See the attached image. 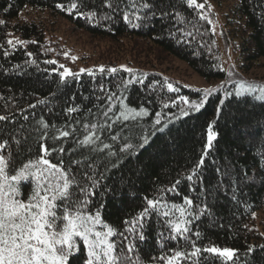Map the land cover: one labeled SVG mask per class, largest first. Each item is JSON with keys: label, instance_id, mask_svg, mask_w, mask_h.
<instances>
[{"label": "trees", "instance_id": "1", "mask_svg": "<svg viewBox=\"0 0 264 264\" xmlns=\"http://www.w3.org/2000/svg\"><path fill=\"white\" fill-rule=\"evenodd\" d=\"M209 1L222 11L226 37L228 41L232 40L240 53L241 68L248 71L258 66L264 60V0ZM104 3L105 0H83L82 4L78 3V8L85 15H80V11L70 9V0H0V21H3L0 23V115L9 118L0 121V137L7 139L11 135L18 136L38 128L36 120L43 117L55 126L65 123L74 126L75 134L82 139L86 133L81 123L85 118L95 121V117L88 116L85 110L96 112L95 104L105 103L104 100L95 99L97 95H103L99 86L113 87L121 78L125 81L131 78L123 67H115L118 69L115 74L107 71L101 73L96 68L72 73L74 76L62 80V70L55 52L45 39L44 23L20 19L21 12L26 8L48 11L52 17L65 19L91 37L113 44H120L121 41L131 42L132 46L134 42L148 44L156 50L155 60L161 59L158 55L172 56L206 81L227 80L228 74L220 62L211 22L214 12L209 5L197 9L195 6L188 7L185 0H168V4L175 7L169 8L172 15L166 20L155 21L154 27L145 25L133 28L123 21L119 12H111L103 6ZM59 4H64L68 10L57 7ZM89 12L97 13L95 19L86 18ZM109 13L113 18L104 19ZM9 40L13 43L9 44ZM104 68L112 67L107 65ZM131 69L137 76L146 79L143 85L131 86L128 103L143 104L149 115L140 119L138 124L129 122L126 127L113 125L111 131L122 138L127 137L134 145L141 143L142 135H147L148 143L143 148H137L131 157H125L116 168L110 166V171L106 173L108 179L104 183L111 192L107 194L101 209L102 219L123 230V221L143 210L146 203L144 197H163L162 202L169 206L172 203L182 204L185 195L198 202L196 196L200 188L196 192L190 191L191 182L186 177L204 150L206 128L211 123L218 138L214 141V151L205 159L201 187L217 181V167L228 169L231 180L224 176L223 171L220 172L222 189L214 191V199L211 200L213 218L210 220L202 216L190 227L201 233L196 241L198 246L212 245L237 252L232 260L211 255L204 260L203 255L208 254H202L201 264H264V226L258 227L256 223V214L264 206V183L240 182L243 172L264 176L260 171L264 167V159H260L264 152V101L255 99L260 92L246 94V98L238 97L235 93L239 84L233 81L213 91L200 111L192 112L180 97H187L190 103H199L204 99L203 90L172 82L155 69ZM89 72L93 75H89ZM165 78L179 91L169 92L164 84ZM40 101L45 103L41 104ZM164 103L169 105L168 108H164ZM72 106L77 107L78 112L70 116L66 108ZM182 108L189 110L190 114L181 115ZM157 112L161 113L162 123H167L162 132L154 131V128L160 127L155 125ZM24 116H28V120H24ZM74 117H78L81 123H77ZM21 125L25 128L21 129ZM37 135L38 132H31L30 144L32 137ZM106 136L107 132L102 134V138ZM106 142L114 144L115 150L124 141ZM64 146L67 152L72 147L71 139H65ZM258 160L260 167H256ZM100 163L103 164V161ZM177 179L181 180L178 186L180 195L167 192L166 189ZM230 183L236 187L235 198L229 188ZM162 219L157 217L150 221L146 233L148 239L139 246L142 264H167V260L151 259L171 254L169 242H163V249L160 247L158 233L164 231L159 222ZM175 243L171 242L172 245ZM250 247L254 251L249 252ZM183 248V241H180L179 250ZM176 264H191V260Z\"/></svg>", "mask_w": 264, "mask_h": 264}, {"label": "snow or ice", "instance_id": "2", "mask_svg": "<svg viewBox=\"0 0 264 264\" xmlns=\"http://www.w3.org/2000/svg\"><path fill=\"white\" fill-rule=\"evenodd\" d=\"M185 2L188 7L205 8V4L198 3V0ZM78 3L82 4L83 0H70V9L80 11ZM103 6L111 12H119L123 21L133 28L145 25L154 27L155 21L163 22L171 16L169 8L175 7L170 6L168 0H105ZM57 7L68 10L64 4ZM80 15L85 14L80 11ZM96 15V12H89L86 18L95 19ZM112 18L111 13L104 17L108 20ZM180 22H183V17ZM8 43L12 44L13 41L9 40ZM105 71L115 74L118 69L113 67L106 70L103 66L99 68V72ZM123 71L130 74L131 78L126 81L121 78L113 87L105 88L100 85L99 91L103 95H97L95 99L104 100L105 103H96V112L85 110L88 116L95 117L94 122L85 118L81 123L78 117H74L86 133L82 139L75 134L74 126L68 123L55 126L46 122L43 117L36 120L38 128H32L18 136L11 135L7 139L0 137V264H142L139 246L148 239L146 233L150 221L157 217L164 218L159 221L164 229L158 233L160 247L163 249V242H169L171 254L151 259L167 260V264H176L183 260H191V264H201L202 254H208L203 255L204 260L209 255L232 260L236 255L237 250L231 248L198 246L196 241L200 239L201 233L190 227L202 216H207L210 220L213 218L211 200L214 199V191L222 189L220 172L223 171L224 176L231 180L228 169L217 167V181L201 187L205 159L214 151V141L218 138L211 123L206 128L204 150L186 177L191 182L190 191L196 192L200 188L196 196L198 202L185 195L182 197V204L172 203L169 206L162 202L163 197H144L146 203L143 210L131 219L124 220L123 230L102 219L101 209L107 194L111 192L104 183L108 179L106 173L110 171V166L116 168L125 157H131L137 148H143L148 143L147 135H142L141 143L134 145L127 137L122 138L111 131L113 125L126 127L129 122L138 124L140 119L149 115L143 104L128 103L131 86L143 85L146 78L137 76L128 67H123ZM88 74L93 75L92 72ZM228 75L232 76L233 73L229 72ZM69 76L74 74L65 71L61 74V79L66 80ZM164 84L169 92L179 91L166 78ZM257 91L260 95L255 99L264 101V85L240 82L235 95L246 98V94L252 95ZM212 92L211 89L204 90V99L199 103H190L187 97L180 99L189 106L190 111L198 112ZM226 94L231 95L227 92ZM163 106L168 108L169 105L164 103ZM30 107L35 108L36 105ZM189 110L182 108L181 115L188 116ZM66 111L71 116L78 112V108L67 107ZM155 115V125L160 127L154 128V131L162 132L167 123H162L161 113L157 112ZM8 119L7 116L0 115V121ZM24 120H28V116H24ZM20 127L25 128L24 125ZM31 132H38L39 135L32 137L30 144ZM105 132L107 136L102 138ZM65 139H71L72 143L67 152ZM121 139L124 142L115 150L114 144L106 142H117ZM260 159H264V152ZM101 160L103 164L100 163ZM256 167H260L259 160ZM260 171L264 173V167ZM257 181L264 183V176L243 172L240 178V182L244 184H254ZM180 183V179L175 180L166 191L180 195ZM229 188L235 198L236 187L230 183ZM176 213L179 215L176 216ZM180 241H183V250H179ZM171 242L176 243L172 245ZM252 251L254 249L250 247L249 252Z\"/></svg>", "mask_w": 264, "mask_h": 264}, {"label": "rangeland", "instance_id": "3", "mask_svg": "<svg viewBox=\"0 0 264 264\" xmlns=\"http://www.w3.org/2000/svg\"><path fill=\"white\" fill-rule=\"evenodd\" d=\"M198 3H204L205 7L209 5L214 12L211 22L215 30L220 62L227 74L233 73L232 76L228 75L227 80L206 81L184 62L169 55H158L161 59L155 60L156 50L151 49L152 46L145 43L134 42L132 46L131 42L121 41L120 44H113L105 39L93 38L86 32L74 28L65 19L52 17L48 11L26 8L21 12L20 19L44 23L46 42L51 44L62 73L65 71L77 73L107 65L112 68L143 67L161 72L172 82L203 91L222 89L233 81H238L237 84L245 82L264 85V60L248 71L243 70L240 53L236 50L232 40H227V28L224 25L222 11L209 0H198ZM256 223L258 227L264 226V206L256 214Z\"/></svg>", "mask_w": 264, "mask_h": 264}]
</instances>
